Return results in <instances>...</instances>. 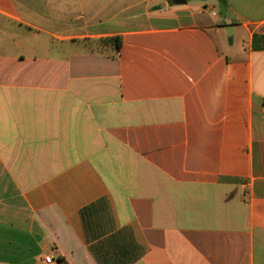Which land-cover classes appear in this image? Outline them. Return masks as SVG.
I'll use <instances>...</instances> for the list:
<instances>
[{
	"label": "crops",
	"instance_id": "0c3cea01",
	"mask_svg": "<svg viewBox=\"0 0 264 264\" xmlns=\"http://www.w3.org/2000/svg\"><path fill=\"white\" fill-rule=\"evenodd\" d=\"M254 35L264 0H0V264H264Z\"/></svg>",
	"mask_w": 264,
	"mask_h": 264
},
{
	"label": "trees",
	"instance_id": "16d2710c",
	"mask_svg": "<svg viewBox=\"0 0 264 264\" xmlns=\"http://www.w3.org/2000/svg\"><path fill=\"white\" fill-rule=\"evenodd\" d=\"M216 1H218L221 8H225L227 0H216ZM118 45H120L119 42H118ZM253 48L256 50L264 49V37L263 36L254 35ZM263 105H264V101H263Z\"/></svg>",
	"mask_w": 264,
	"mask_h": 264
},
{
	"label": "built area",
	"instance_id": "2783aa9c",
	"mask_svg": "<svg viewBox=\"0 0 264 264\" xmlns=\"http://www.w3.org/2000/svg\"><path fill=\"white\" fill-rule=\"evenodd\" d=\"M44 261L46 264H57L58 262H56V260L54 259V257L52 255H48L44 258Z\"/></svg>",
	"mask_w": 264,
	"mask_h": 264
},
{
	"label": "water",
	"instance_id": "95a60500",
	"mask_svg": "<svg viewBox=\"0 0 264 264\" xmlns=\"http://www.w3.org/2000/svg\"><path fill=\"white\" fill-rule=\"evenodd\" d=\"M177 4H185L187 1H203V0H176Z\"/></svg>",
	"mask_w": 264,
	"mask_h": 264
}]
</instances>
